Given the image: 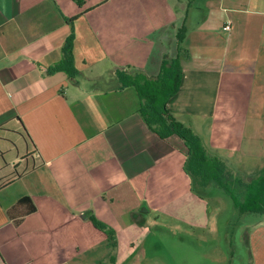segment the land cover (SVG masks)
Segmentation results:
<instances>
[{
  "label": "crops",
  "instance_id": "obj_1",
  "mask_svg": "<svg viewBox=\"0 0 264 264\" xmlns=\"http://www.w3.org/2000/svg\"><path fill=\"white\" fill-rule=\"evenodd\" d=\"M82 2L0 0V264H120L125 249L136 264L161 220L208 228L183 140L157 136L114 75L158 74L185 15L168 109L233 170L264 165V0H179L163 25L134 0ZM73 32L76 81L50 71ZM91 217L116 232V255ZM249 226L247 264H264V216Z\"/></svg>",
  "mask_w": 264,
  "mask_h": 264
},
{
  "label": "trees",
  "instance_id": "obj_2",
  "mask_svg": "<svg viewBox=\"0 0 264 264\" xmlns=\"http://www.w3.org/2000/svg\"><path fill=\"white\" fill-rule=\"evenodd\" d=\"M78 3L82 6L83 2L78 0ZM75 19L77 17L70 22ZM185 20L186 15L175 36L176 54L163 58L158 74L149 75L139 69L117 68L114 75L118 79L119 89L135 88L140 100L139 112L157 136L168 139L176 135L183 140L187 147L184 170L190 177L192 192L203 200L218 191L230 198L237 218L233 228H245L243 244L251 260L249 224L264 216V165L251 173L233 170L226 161L209 151L203 139L191 127L177 120L168 109V103L179 92L183 79L181 57L187 54L183 46L187 34ZM74 41L73 32L63 46L61 61L50 71L64 72L76 81L79 70L75 64ZM27 202L28 198L21 200L23 204ZM32 210L35 208L32 207ZM91 221L109 236L111 253L116 255V232L94 217H91ZM228 236H231L230 244L233 247V233L230 232Z\"/></svg>",
  "mask_w": 264,
  "mask_h": 264
},
{
  "label": "rangeland",
  "instance_id": "obj_3",
  "mask_svg": "<svg viewBox=\"0 0 264 264\" xmlns=\"http://www.w3.org/2000/svg\"><path fill=\"white\" fill-rule=\"evenodd\" d=\"M120 1L111 0L112 3ZM134 1L143 6V9H151V13L155 15L152 20L162 25L179 17V7H184L179 0ZM201 1L205 0H198ZM184 15L185 12L183 17ZM168 41V54L173 55L176 52V44H171L170 39ZM200 211L203 217L206 214L204 222L208 225L207 229H200L191 234L186 229L161 220L159 229L153 230L154 235L149 241L147 251L135 252L143 258L141 262L138 259L136 264H247V253L242 241L244 228H233L237 218L230 198L218 191L208 198L207 208L201 207ZM229 231L233 233V247H229L231 236L227 237L228 240L226 238ZM231 249L234 250L233 255L230 253ZM124 253L121 254L120 264H128L125 257L129 255V251L125 249Z\"/></svg>",
  "mask_w": 264,
  "mask_h": 264
},
{
  "label": "built area",
  "instance_id": "obj_4",
  "mask_svg": "<svg viewBox=\"0 0 264 264\" xmlns=\"http://www.w3.org/2000/svg\"><path fill=\"white\" fill-rule=\"evenodd\" d=\"M224 29L230 31L231 30V23H228L227 26H225Z\"/></svg>",
  "mask_w": 264,
  "mask_h": 264
}]
</instances>
